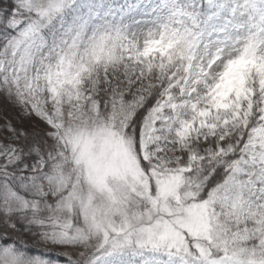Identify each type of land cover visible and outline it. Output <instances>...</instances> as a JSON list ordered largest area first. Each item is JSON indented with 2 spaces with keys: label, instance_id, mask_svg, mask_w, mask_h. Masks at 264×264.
I'll return each mask as SVG.
<instances>
[{
  "label": "snow or ice",
  "instance_id": "snow-or-ice-1",
  "mask_svg": "<svg viewBox=\"0 0 264 264\" xmlns=\"http://www.w3.org/2000/svg\"><path fill=\"white\" fill-rule=\"evenodd\" d=\"M0 264H264V0H0Z\"/></svg>",
  "mask_w": 264,
  "mask_h": 264
}]
</instances>
